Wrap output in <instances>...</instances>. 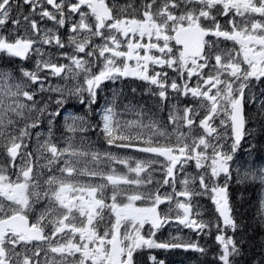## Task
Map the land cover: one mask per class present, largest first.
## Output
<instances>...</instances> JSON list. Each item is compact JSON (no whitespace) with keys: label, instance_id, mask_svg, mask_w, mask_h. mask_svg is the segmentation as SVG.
<instances>
[{"label":"snow or ice","instance_id":"obj_1","mask_svg":"<svg viewBox=\"0 0 264 264\" xmlns=\"http://www.w3.org/2000/svg\"><path fill=\"white\" fill-rule=\"evenodd\" d=\"M23 5L31 10L27 15L21 11ZM23 5L20 0H0V53L22 60L30 59L33 52L39 57L35 71L17 70L9 67L14 60H0V158L4 161L0 163V264H40L41 251L45 257L49 253L53 257L44 264H68L69 258L72 264H142L144 250L158 248L205 253L196 243L155 239L156 231L173 220L197 232L214 226L220 246L217 264H237L241 249L227 234L228 229L235 233L238 227L228 183L234 156L248 134L245 104L255 99L248 97L245 89L251 80L264 78V0H142L140 4L23 0ZM47 21L53 27H41V22ZM63 28L68 31L67 45L60 33ZM227 41L238 49L222 48ZM53 44L58 50L72 49L71 53L60 52L68 64L54 62L51 54L37 46ZM150 66L162 70L153 69L150 74ZM165 67L172 69L176 78L169 80ZM45 72L65 84L45 88ZM120 77H135L154 86L149 92L161 101L169 98V89L192 98L183 108L172 106L168 117L171 133L157 127L156 121L122 124L114 119V105L98 110L101 134L108 145L135 149L152 158L135 160L131 167V158L85 151L74 146L71 136L63 137L65 146L58 147L61 138L54 142L52 125L66 99L78 98L91 112L102 84ZM69 80L75 83L68 86ZM45 92L57 94L56 111L48 112L49 103L35 98ZM260 109L264 116V102ZM45 114L48 135L41 139L36 133V161L46 159L47 164L41 167L48 172L34 174L33 152L29 151L32 130ZM65 124L68 132L76 133L86 130L88 120L68 116ZM197 130L203 134L194 135ZM88 156L93 162L107 158L109 163L124 165L136 178L116 174L114 169L111 174L78 169L80 158ZM190 161L200 171L179 181L182 190L176 191L177 174L186 171ZM156 164L163 180L156 182L154 191L122 190L151 185ZM141 173H146L147 179ZM243 175L245 180L264 184V167L248 168ZM77 176H87L89 181H78ZM92 177L104 182L93 184ZM109 186L110 197L106 195ZM164 186L172 191L162 192ZM196 196H207L214 204L218 213L215 225L204 219L201 206L194 202ZM165 203L169 207L162 215L160 206ZM148 258L152 264H164L155 256Z\"/></svg>","mask_w":264,"mask_h":264},{"label":"trees","instance_id":"obj_2","mask_svg":"<svg viewBox=\"0 0 264 264\" xmlns=\"http://www.w3.org/2000/svg\"><path fill=\"white\" fill-rule=\"evenodd\" d=\"M3 55L0 53V56ZM1 60V59H0ZM16 68L14 65L10 66ZM130 96L143 106L154 102V121L155 119L165 120V111L163 109L164 101L153 96L149 92V87L142 85V90L136 91L135 86L130 87ZM128 89V91L130 90ZM135 90V91H133ZM130 102V99L128 100ZM134 102V100H133ZM143 112L147 109L142 108ZM140 110V111H141ZM138 111V110H137ZM250 123L246 143L249 153L257 159L264 157V116L257 112L255 115H249ZM150 116L148 114V118ZM230 197L234 208V219L238 225L237 230L233 233L231 230L228 235H232L241 249V254L236 257L237 264H264V216L261 211L262 189L260 185L250 182H240L230 185ZM246 203V205H245ZM251 214H250V213ZM215 232L213 228L203 233L201 239V248L206 249L205 253H200L191 249L183 248L174 249H154V256L158 260H163L167 264H217V255L220 252V246L216 243ZM142 264H148L146 257H141Z\"/></svg>","mask_w":264,"mask_h":264},{"label":"rangeland","instance_id":"obj_3","mask_svg":"<svg viewBox=\"0 0 264 264\" xmlns=\"http://www.w3.org/2000/svg\"><path fill=\"white\" fill-rule=\"evenodd\" d=\"M31 59H32V56H31ZM154 69H155V71H161L162 70L159 66H154ZM152 70H153V68H152V66H150V68H149V73L150 74L152 73ZM163 71H166L168 73L169 80H171L173 78H176V73L172 69H169V68L165 67L163 69ZM177 82L179 83V80ZM190 83L193 84V85L195 84V82H193V81H191ZM64 84H65V81L60 79L59 77L48 78L46 83H45V88H47L49 85L55 86V85H64ZM67 84L69 85V81L67 82ZM52 94H55V96H49L51 99L47 98V96L50 95V94H47V95L38 94L35 98L37 100L41 101L42 103H44V102L49 103V108H50L53 105V102L55 101L54 97L58 98L56 93H52ZM253 96L255 97L254 100H252V99H248L247 100V103H250V105H258V104H261V102H264V90H261V89L257 88V85L254 84V83H253V88L249 91V96L248 97H253ZM176 97H177V94L176 93H172L171 90L169 89V99H170L169 103H170L171 108H172L173 105H178L179 107L183 108L184 106L179 105V103L177 102V98ZM69 98H72V97H69ZM188 98L189 97H187V99ZM191 102H192V98H190L188 104L191 103ZM108 106H111V102H107L106 104L103 105L104 108L108 107ZM71 107H73V106H70V108ZM70 108H68V109H62L61 108V109H59V111H60V115L59 116L61 117L62 120H61V125L58 126V128H60V130H58V132H60L62 130L66 131L65 117H68V116H82V114L79 113V111H76V110H73V109H70ZM100 109H101V107H96L95 110H93L94 114L95 115L97 114V118H99V121H101V113H100V111H98ZM48 112H52V110L48 111ZM44 123L46 124V127H44V128L40 127L41 125L43 126ZM68 123H72V121L69 120ZM216 123L217 124L219 123V119H217ZM56 126H57V124L55 123V120H53L52 128L55 129ZM39 127L41 129H44V130L40 129V131L38 132V133L41 134V139H43L44 137H47L48 129H49L47 114H45L44 117H42V123L39 125ZM184 131H187V129L184 130ZM201 134H203V133L200 130H197L194 133V135H196V136L201 135ZM69 136L73 137V144H74L75 137H76L75 133L66 134V133L63 132V134L58 136V138H61L60 139V143L58 144V147H61V148L64 147L65 145H64V141H63L62 138L63 137H69ZM54 142H55V140H54ZM228 144H231V140L228 141ZM242 149L245 150L246 147H242V148H238L237 149V152H236V154L234 156L235 163L232 164V167L234 168L235 174H237V169H239V175H237V176L242 178V179H244V175L243 174L248 168L264 167V160H256L255 158L252 157V155L248 156V160H246L247 156L244 157V155L239 158L238 154L240 152H242ZM30 150H31V152H33V160L35 162L34 163V167L35 168L37 166L41 167V165L47 164V160L44 159V158H40L38 161H36V157L38 155V153H37V138H36V135H35L34 142L31 144V149ZM101 150H103V148ZM112 153L116 155V152L114 150H112ZM85 161H86L85 158H80L79 163L76 165L77 168L78 169L86 168L84 166L85 165ZM45 169L46 168H42V170H45ZM198 170L199 169H197L195 167V162L193 161L189 170L186 168V171L178 172V174H177L176 191L182 190V185L179 183V181L185 179L186 176H188V177L196 176L198 174V172H199ZM35 173H36V170L34 169V174ZM132 174H135V173H132ZM247 180H251V179H247ZM251 181H253V180H251ZM255 181H259V180H255ZM221 183H223V178H221ZM229 183H230V181H229ZM262 186L264 188V184H262ZM196 187H197V190H199L198 189V184L196 185ZM161 191L162 192H164V191L171 192L172 189L169 188L168 190H161ZM180 199H184V198H180ZM194 202L198 203L201 206L199 211H201L204 214V219L206 220L205 216H207V220H211L209 212H210L211 215H213L214 209H215V206L212 203V201L207 196H196V197H194ZM168 207H169V205L167 203H165V204L160 206V211H161L162 215L168 210ZM172 207L174 208L175 205L173 204ZM173 215H174V213H173ZM216 222H217V220H214L213 224L215 225ZM145 231H147L146 226H145ZM193 231L194 230L186 228L183 225H179L178 222L173 220V221H171L169 223L163 224L162 228H160L159 230L156 231L155 239L158 242H159V240H161V241H168L169 243H176L178 240H180L182 238L183 234H186L187 232L191 233ZM195 232H197V231H195Z\"/></svg>","mask_w":264,"mask_h":264},{"label":"flooded vegetation","instance_id":"obj_4","mask_svg":"<svg viewBox=\"0 0 264 264\" xmlns=\"http://www.w3.org/2000/svg\"><path fill=\"white\" fill-rule=\"evenodd\" d=\"M118 2L120 4H125V3L140 4V3H142V0H118ZM20 3L23 5V0H20ZM21 11L23 12L24 15H27L31 10H30V8L27 5H23ZM37 19H38V17H37ZM74 19H78V17H74ZM222 23H223V21H222ZM41 27L51 28V27H53V23L51 21L41 22ZM12 28H13V25H11V23H9L8 30H11ZM21 31H23V30L21 29ZM60 33L64 37V42L67 45V36H68L67 28L60 29ZM100 42L101 41L97 38L96 43H100ZM221 47L225 48V49H232L233 47H235V48L238 49L239 46L238 45H233V42H231V41H227L224 44H222ZM68 48H69L70 51H72V49L70 47H68ZM81 55H83V54H81ZM98 67H99V65L97 66L96 70H98ZM120 78L122 80H125L126 78H129V77H120ZM110 85H111V80L105 81L102 84L101 90H99L98 94H101V93L109 94L110 93L109 92ZM107 101H111L110 97L107 99ZM113 105L115 106L116 104L113 103ZM49 231H50L49 229H46V234H49ZM56 239H59V237H57ZM53 242L55 243V240Z\"/></svg>","mask_w":264,"mask_h":264},{"label":"bare ground","instance_id":"obj_5","mask_svg":"<svg viewBox=\"0 0 264 264\" xmlns=\"http://www.w3.org/2000/svg\"><path fill=\"white\" fill-rule=\"evenodd\" d=\"M245 205H246V203H245ZM250 213V212H249ZM251 214V213H250Z\"/></svg>","mask_w":264,"mask_h":264}]
</instances>
